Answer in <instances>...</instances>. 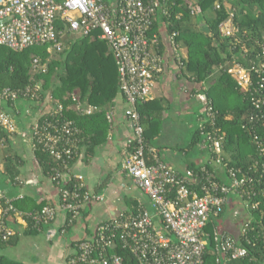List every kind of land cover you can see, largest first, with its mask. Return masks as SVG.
Returning a JSON list of instances; mask_svg holds the SVG:
<instances>
[{
    "label": "built area",
    "instance_id": "obj_1",
    "mask_svg": "<svg viewBox=\"0 0 264 264\" xmlns=\"http://www.w3.org/2000/svg\"><path fill=\"white\" fill-rule=\"evenodd\" d=\"M163 1L118 0L113 8L104 0H0V19H8L0 26V46L23 51L31 46L47 45L50 50L62 51L64 32L89 35L98 29V37L109 44L119 68L120 89L128 105L125 115L134 131L124 168L149 197L155 213L141 207L134 216L101 223L94 237L78 243V250L69 257L68 264H125L124 257L116 252L118 244L130 251L138 264H201L207 240L211 238L205 228L213 216L221 213L230 197L238 196L248 214V209L259 208L260 201L254 200L256 192L252 189L257 179L247 169L231 164L225 152V134L217 126V111L205 94L200 95L206 113L200 130L203 142L211 150L210 163L215 169L203 165L200 171L189 169L181 173L165 163L153 149L149 148L150 157L147 156L138 105L152 99L154 79L164 71L162 39L152 32L157 15L165 11ZM223 6L227 7L225 0L215 3L217 10H222ZM226 11L228 17L220 22V32L224 36H236L242 28L235 21V10ZM58 20L65 22L67 30L57 28ZM178 36L179 31H172L169 41L181 68L185 57ZM255 45L261 50L250 59V65L235 63L228 72L249 94L253 112L243 126L256 147L253 166L264 172V140L258 131L259 125L264 126V42L255 39ZM32 67L35 71H47L39 57L33 59ZM41 88L39 83L31 84L23 95L39 101ZM18 95L9 88L0 90V99L14 101ZM73 101L78 110L84 109L87 114L98 110L94 105L84 108L75 95ZM111 114V111L107 113L108 118ZM0 127L8 133L17 132L14 119L3 110H0ZM78 134L79 128L65 116V107L60 102L54 103L32 127L35 145L60 164L53 167L51 177L61 185L60 209L67 213L68 225L80 218L85 204L104 199L103 194L87 189L83 175L69 177L70 164L78 153ZM65 174L69 178L63 182ZM262 188L260 192L264 196ZM13 209L12 204L7 207V211ZM57 211L58 207L46 205L30 217L38 226L52 222ZM240 214L239 210L234 213L235 216ZM251 222V217L246 219L238 235L220 232L212 222L215 250L226 261L249 255L246 244L252 242L248 237ZM12 236L13 232L0 215V242H8Z\"/></svg>",
    "mask_w": 264,
    "mask_h": 264
},
{
    "label": "crops",
    "instance_id": "obj_2",
    "mask_svg": "<svg viewBox=\"0 0 264 264\" xmlns=\"http://www.w3.org/2000/svg\"><path fill=\"white\" fill-rule=\"evenodd\" d=\"M104 2L115 8L118 0ZM162 12L164 11L159 12L156 18V33L163 43L164 71L154 79L153 103L148 111V122L143 125L144 133L150 137V149L158 153L165 163L186 173L193 166H203L210 162L212 153L201 138L194 144V133L197 129L200 130L202 117L205 116L197 115L196 106L197 101L203 102L200 98L203 93L200 92L201 86L190 76L184 75L178 66L169 41L167 24L161 19ZM181 49L186 58L188 49L184 45H181ZM48 51L50 58L55 52H60L49 48ZM42 63L48 65V62ZM40 84L42 85L41 82ZM41 87L44 96L39 101L18 97L10 103L0 99V110L8 112L17 125V132H5L0 136V200L4 199L6 204L4 207L0 203V215L13 232L8 242L0 243V259L21 264H68L69 257L78 250V243L94 237L101 223L122 217L129 218L136 215L141 207L152 213L155 211L149 197L124 168L134 131L125 115L128 105L120 90L106 111L110 125L107 138L96 146L93 153L89 152L85 137L93 135L99 123L79 125L80 115L88 114L84 109L78 110L74 102L65 109L77 113L78 118L72 120L79 128L78 153L70 166L69 177L83 175L89 191L104 195L102 201L85 204L80 218L73 225L67 224L68 215L60 209L61 185L40 165L32 138L33 124L51 107L50 92L43 90V85ZM75 96L78 97L79 94ZM81 104L84 108L91 105L86 100L81 101ZM100 110L101 108L97 111ZM109 111L112 113L111 118L107 115ZM1 130L4 129L0 127V135ZM149 153L150 150L148 157ZM216 169L220 170L217 166ZM69 177L65 174L63 182ZM230 200L227 205L230 210L226 207L221 219L224 221V218L229 217L233 223L231 228L236 227L237 232L225 230L238 235L245 220H239L234 213L236 210L243 216L248 213L238 196H232ZM10 204L14 209L7 211ZM46 205L58 207L57 215L52 222L36 226L30 220V214L40 211Z\"/></svg>",
    "mask_w": 264,
    "mask_h": 264
},
{
    "label": "trees",
    "instance_id": "obj_3",
    "mask_svg": "<svg viewBox=\"0 0 264 264\" xmlns=\"http://www.w3.org/2000/svg\"><path fill=\"white\" fill-rule=\"evenodd\" d=\"M217 1L164 0L163 9L166 12L161 13V19L166 22L169 33L174 30L179 31L177 41L188 49L184 66L180 69L184 75L190 76L201 86L200 92L206 95L217 111V126L225 134V152L229 155L231 164L247 169L256 177V184L252 188L256 195L253 197L254 200L260 201V205L258 209H248V215L252 219L248 233L252 242L246 244L250 251L249 255L226 261L224 256L215 250L212 238L213 224L216 225V221L224 217L228 201L221 213L212 217L213 224L210 221L205 228L210 232L211 238L207 240L201 264H264V196L260 192L264 187V172L260 167L253 166L257 158L256 147L251 134L243 126L249 121L253 106L249 94L238 86L228 72L235 63L249 66L250 59L255 58L260 52L261 47L255 45V39L264 42V0H225L227 7L235 10V21L242 28V32L236 36L221 34L219 24L228 17V12L227 7L224 6L222 10H217L215 7ZM205 27H209V30ZM57 28L67 30V25L58 20ZM156 30H158V22L155 20L152 32ZM99 33L98 29L89 35L64 32V49L55 52L51 58L47 45L31 46L23 51L0 46V90L9 88L17 91L19 97H25L23 92L29 85L41 82L43 90L50 92L51 106L60 102L66 109L68 105L73 104V95L79 94L81 100L76 97L80 102L86 100L91 105L98 106V110L101 108L100 111L92 114L80 115L78 119L81 126L99 123L93 135L85 137L91 153L107 138L110 125L106 111L121 90L116 58L109 44L98 37ZM37 56L42 62H48L46 72H37L32 68L33 59ZM43 96L44 92L41 88V99ZM8 101L13 102L10 99ZM152 103L149 100L138 105L143 125L148 122V111ZM65 116L69 119L78 118L77 113L71 110L65 111ZM258 131L264 140V126L259 125ZM1 132L2 137L6 131L1 130ZM202 137L201 130L197 129L194 133V144H197L200 138L202 140ZM149 139L145 132L147 154ZM36 156L49 175L53 174L54 166L60 167L49 153L37 145ZM205 165L211 170L215 169L210 162ZM192 168L200 171L202 166ZM7 169H9L8 165ZM0 203L6 206L4 199H1ZM30 220L33 223L31 217ZM225 231L233 234L229 230ZM116 252L124 257L125 264H138L132 253L120 244ZM0 264L21 263L2 258Z\"/></svg>",
    "mask_w": 264,
    "mask_h": 264
},
{
    "label": "rangeland",
    "instance_id": "obj_4",
    "mask_svg": "<svg viewBox=\"0 0 264 264\" xmlns=\"http://www.w3.org/2000/svg\"><path fill=\"white\" fill-rule=\"evenodd\" d=\"M229 6H230V4H229ZM226 9H229V8L227 7ZM196 106H197V115H199V114L200 115L201 114H205L206 115V113H205V106H204L203 102L197 101ZM230 201L231 200H229V202ZM227 208H228V211H229L230 210V206H228ZM237 218L239 220H241V221H244L246 219H249L250 218V215H245V216L238 215ZM229 219H230L229 217H226V218H224V221H223V219H220V220H217L216 221V227H217V229L220 232H223L224 229H229V230H232L233 232H237L236 227H235V229L234 228H231V226L233 225V223Z\"/></svg>",
    "mask_w": 264,
    "mask_h": 264
},
{
    "label": "water",
    "instance_id": "obj_5",
    "mask_svg": "<svg viewBox=\"0 0 264 264\" xmlns=\"http://www.w3.org/2000/svg\"><path fill=\"white\" fill-rule=\"evenodd\" d=\"M8 19L7 18H4V19H0V26L2 24H4ZM206 30H209V27H205Z\"/></svg>",
    "mask_w": 264,
    "mask_h": 264
}]
</instances>
